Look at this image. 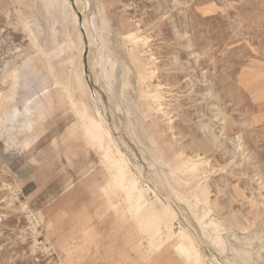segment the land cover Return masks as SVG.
<instances>
[{
    "label": "rangeland",
    "instance_id": "1",
    "mask_svg": "<svg viewBox=\"0 0 264 264\" xmlns=\"http://www.w3.org/2000/svg\"><path fill=\"white\" fill-rule=\"evenodd\" d=\"M48 1L0 0V264H190L180 230L198 264H264V0Z\"/></svg>",
    "mask_w": 264,
    "mask_h": 264
},
{
    "label": "bare ground",
    "instance_id": "2",
    "mask_svg": "<svg viewBox=\"0 0 264 264\" xmlns=\"http://www.w3.org/2000/svg\"><path fill=\"white\" fill-rule=\"evenodd\" d=\"M66 1V0H65ZM98 1V0H97ZM111 1V0H110ZM114 1V0H113ZM51 3V0L48 1V5H50ZM89 3V2H88ZM117 3V2H116ZM104 4V3H103ZM70 7V6H69ZM89 9V8H88ZM94 13V12H93ZM69 14V13H68ZM69 16V15H68ZM101 19V18H100ZM102 19H104L102 17ZM122 19V18H121ZM78 20V19H77ZM97 21V20H96ZM95 22V21H94ZM104 24H105V21H103ZM74 24V23H73ZM93 24V22H92ZM108 24V30H110L112 32V26ZM31 26V25H30ZM74 26V25H73ZM26 27V26H25ZM68 28V27H67ZM86 28V27H85ZM121 29L123 32L126 31V37H128L129 39H132V40H137V37L135 36L134 32L135 30H138L136 29V27L134 26L133 28V24H128L127 22L123 21L122 24H121ZM32 30V29H31ZM34 30V29H33ZM28 31V30H27ZM29 32V31H28ZM36 32V31H34ZM30 33V32H29ZM69 33V31H68ZM96 33V32H95ZM36 34V33H34ZM30 35V34H29ZM37 35V34H36ZM68 35V34H67ZM33 38V37H32ZM102 38V37H100ZM70 39V38H69ZM68 39V40H69ZM80 39V37H79ZM91 39V38H90ZM102 42V41H101ZM76 46V45H75ZM75 47H73L74 49ZM102 48V47H101ZM137 48V47H136ZM135 48V49H136ZM72 49V50H73ZM101 51V50H100ZM104 51V49H103ZM105 56V55H103ZM137 58H138V54H137ZM110 60H113L111 57H108V59L106 60V64H109L112 62L109 63ZM113 65V62L111 63ZM111 66V65H110ZM114 66V65H113ZM113 66H111V69L112 70H108V67L105 68V75H110L112 76L114 74V76L116 75V73H114L113 71ZM110 68V67H109ZM16 69V68H15ZM103 71V70H102ZM11 72V71H10ZM72 72V71H71ZM116 72V71H115ZM17 74H18V71L17 70H13L11 73L7 72L6 75L9 77L10 76V79L13 81L14 79H17ZM154 75V72L151 73ZM152 75V76H153ZM113 76V77H114ZM72 77V76H71ZM75 77H76V80L80 86V88H82V91H83V82H82V79H81V75L80 73H75ZM148 78H152L151 76L150 77H146V79ZM6 79V78H5ZM10 79H7L9 81H11ZM6 80V81H7ZM74 80V79H73ZM8 82V81H7ZM116 82V81H115ZM71 84V83H70ZM74 84V83H73ZM71 86H69L70 88ZM68 88V87H67ZM75 88V87H74ZM73 88V89H74ZM72 88H70L71 90ZM161 96L159 94H157L155 96V101H157ZM2 100V96L0 95V101ZM42 103L41 101H38L37 103H35V105L33 107H29L26 109V113L22 115V120L18 123V126H19V130L21 133H27V134H31L33 131H34V124H35V121L38 117V111L41 109L42 107ZM72 103L74 104V107L79 111L80 113V116L82 117L83 120H85L84 122V127H85V130L87 132V135L89 136V138L93 141V142H96L99 144V146L101 148L104 149L105 151V155L107 158H110L112 156V148L113 146V139H112V136L110 134V132L106 129L105 125H104V120H98L96 119V117H94L93 114L90 113V110L88 108V106L86 105V103H83L81 102V104L78 106L75 101H72ZM98 114V113H97ZM5 117H8V121L10 122L11 121V115L9 116H5ZM16 126V125H15ZM13 131H17V127H13L12 129ZM92 142V143H93ZM106 144V145H105ZM110 163L115 166L118 170H122L123 169V166L126 164V160L124 157H120V159H114L112 161H110ZM125 168V167H124ZM128 176V174H127ZM130 178H133L130 176ZM133 181V180H132ZM132 184V183H131ZM144 196V193L143 194H139L138 196V200H139V203L141 204L142 203V198ZM146 196V195H145ZM145 200V198L143 199ZM147 203V201H146ZM146 203L144 202L142 205H143V211H147L148 214H153L154 216V222L157 224L159 223L161 220H158V217H156V215H154V211H153V207L148 206L146 205ZM141 205V206H142ZM146 205V206H145ZM157 209V208H156ZM172 212V211H171ZM157 213V212H156ZM198 214V212H196ZM208 213V212H207ZM172 214V213H171ZM203 215H205L203 213ZM208 215V214H207ZM158 216V215H157ZM169 217V216H168ZM198 217H201V216H198ZM205 217L204 219H206V215L203 216ZM208 217V216H207ZM152 219V218H151ZM161 219V218H160ZM153 221V220H152ZM154 223V224H155ZM155 224V226H157ZM209 225H212V226H215L216 228L219 227L218 223L216 222V220H211ZM154 227V225H153ZM156 228V227H155ZM152 233V232H151ZM227 236V235H226ZM221 237V236H220ZM218 237V238H220ZM176 238H177V244H178V249L180 250V252L184 255H188L189 257H191V260L192 262H190V264H198L201 262L202 259H200V256L201 254L197 251V248H196V241L195 239H193L191 237V235L188 233V231L186 230H180L177 234H176ZM222 239V238H220ZM222 242V241H221ZM242 251V252H241ZM240 252V255H242L243 257H247L248 261H251L250 260V256H251V252L250 251H247V250H241ZM238 252V251H237ZM236 254V252H235ZM185 255V256H186ZM239 255V253H238ZM241 256V257H242ZM190 261V260H189ZM248 264H251V262H249Z\"/></svg>",
    "mask_w": 264,
    "mask_h": 264
},
{
    "label": "crops",
    "instance_id": "3",
    "mask_svg": "<svg viewBox=\"0 0 264 264\" xmlns=\"http://www.w3.org/2000/svg\"><path fill=\"white\" fill-rule=\"evenodd\" d=\"M8 121V120H7Z\"/></svg>",
    "mask_w": 264,
    "mask_h": 264
}]
</instances>
